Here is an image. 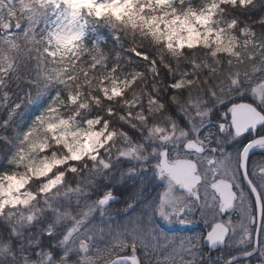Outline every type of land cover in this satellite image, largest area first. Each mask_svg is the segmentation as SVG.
Masks as SVG:
<instances>
[{
    "label": "clouds",
    "instance_id": "9594fccd",
    "mask_svg": "<svg viewBox=\"0 0 264 264\" xmlns=\"http://www.w3.org/2000/svg\"><path fill=\"white\" fill-rule=\"evenodd\" d=\"M261 4L264 0H199L195 4L193 0H135L134 4L114 10L123 11L119 19L92 16L91 22L105 29L111 40L89 41L63 22L53 27L55 22H49L48 17L55 7L37 0L15 3L0 0V84L3 85L0 90L13 88V92L4 91V95L12 96L15 88L24 83L37 95L47 92L45 102L22 127L12 125L8 119L5 131L0 132V142L7 150V156L0 157V183L7 184V177L26 178L20 185L21 192L32 194L27 203L6 204L7 217L19 221L27 215L31 220L32 209L40 211L36 204L44 198L42 191L46 185L59 177L54 187L61 191L71 176L99 172L103 165V177L116 176L119 184L124 176L149 173L161 182V197L178 209L197 205L199 194L217 202V186L222 182L227 184L235 198L232 212L241 216L243 234L250 239L257 226L264 227V163L250 159L249 145L264 150V135L257 137L253 132L250 141L232 150L231 137L223 145L219 143L223 126H216L218 135L211 125L212 114L218 107V89L243 94L244 84H248L251 95L258 86L247 71L236 68L237 63L243 66L247 62L259 83H264V53L257 59L259 50L254 45L258 38L264 47ZM209 9L212 17L209 25L203 27L197 23L201 35L194 39L199 42H191L182 20H192ZM228 9L258 10L259 15L255 19L250 17V22L245 21L241 27L238 18L224 15ZM41 20L49 26L37 31L36 25ZM103 43L108 44L106 50ZM121 49L148 60L149 75L134 70L125 83L119 77L113 78L115 65L105 71L104 62L109 54L114 52L116 57H121ZM181 64H188L189 68L168 87L175 90L180 84L189 99L199 94L194 114L191 105L185 108L187 127L167 111L162 99L148 91L149 79L154 80L153 91L163 84V76L158 74L160 67L171 77ZM225 65L232 67V71ZM117 79H120L118 85ZM113 87L119 88L118 94H112ZM21 106L17 102L13 109ZM132 132L136 133L135 137ZM78 133L97 135L89 138ZM190 145H198L200 151H189ZM77 150L82 155H74ZM165 159L170 166L177 160H187L192 179L166 174ZM131 206L129 201L126 207ZM4 214L0 210V216ZM81 244L84 251L89 250L83 240ZM45 252L52 256L49 250ZM67 255L62 253L52 264H61ZM79 259L78 256L66 264H77ZM233 259L234 256L228 257L224 264H231ZM32 264L38 262L33 260ZM104 264L112 261L106 260Z\"/></svg>",
    "mask_w": 264,
    "mask_h": 264
},
{
    "label": "rangeland",
    "instance_id": "374dc122",
    "mask_svg": "<svg viewBox=\"0 0 264 264\" xmlns=\"http://www.w3.org/2000/svg\"><path fill=\"white\" fill-rule=\"evenodd\" d=\"M15 2L16 0H13V3ZM37 2L55 7L56 10L50 16V22H55L52 23L53 27L63 22V24H68L73 32L85 36L87 24L84 19V12L96 17L112 15L119 19L123 15V11L116 12L114 10L121 9L124 5L134 4L135 0H37ZM198 2L199 0L193 1L194 4ZM211 19V9H209L207 13L195 15L192 20L186 18L182 20L183 29L191 42L198 43L199 40L194 38L201 35V33L197 31L196 24L198 23L200 26L207 27ZM69 21H71L70 24L68 23ZM48 26L49 24L45 28ZM16 31H19V29H16ZM254 45L259 50L257 55L258 59L259 54L264 53V47L260 46L259 39L254 40ZM237 66L243 69L242 71H247L252 78V82L258 85L252 89V94L249 95V85L245 84L247 87L244 92L245 95L254 103H256V100L264 101V83H259L257 76L249 70L247 62L245 65H241L242 67L239 63H237ZM113 78L116 79L117 77L113 75ZM243 79H247V77ZM124 82L127 83L125 80ZM116 83L118 85L120 79H117ZM2 86L3 85L0 84V89H3ZM4 91L8 92L7 89L0 90L1 102L8 106L7 100H9L10 97L4 95ZM105 91H107V89H105ZM111 91L114 95L118 94L119 88L113 87ZM46 99L47 92H42L37 95L36 92H29V90L25 88L18 102H30V106L32 107V105L39 103L43 104ZM218 102H221V100ZM16 103L17 102H13L12 106ZM258 105L264 109V103ZM194 109L192 110L193 114ZM15 111L16 110L13 109V112ZM184 120L187 122L186 119ZM227 121V118L224 116L221 118L219 116L214 119V122H218L219 125L223 126L222 137H224L225 140L229 139L228 132L226 133L224 130ZM212 126H217V124H212ZM217 134L219 135V131ZM77 135H84L91 138L92 135L97 134L78 133ZM68 147L69 151H72L71 145H68ZM73 154L82 155L79 150ZM148 174L147 172H141L138 175L124 176L123 183H144L150 179ZM6 179L8 181L7 184L0 183V210L4 211L6 204H24L32 199L31 193H22L20 189L23 179L26 178L7 177ZM59 181L60 178L58 177L57 180L46 185L42 192L54 189V186L58 184ZM106 202L107 200H102V205H98L97 203L88 205L85 210H81L83 212L78 213L79 216L77 218L72 220L71 227L66 229L65 235L62 236L63 240L60 246H62L63 253L67 252L68 255L61 264H66V261L75 260L78 256L80 259L77 261V264H103L104 261L109 260L112 256L123 253L126 254V252L129 254L136 252L144 264H197V257L202 255L198 243L201 239L202 232L171 231L172 229H170V226L173 225L174 221L164 218L170 204L166 197H161L160 199L150 198L139 206H133L130 209L118 211L106 205ZM30 215L32 220L34 215L32 212ZM23 220H26L27 224L31 222L27 215L22 221ZM232 223V233L229 239L230 244L235 245L233 242L237 241L240 234L241 236L243 234L238 231L240 220L238 219L236 222L233 221ZM81 240L88 246V251H84ZM258 255L264 260V240L260 245ZM33 260H36L38 264H52L53 261L51 256L46 255L44 252L37 251L34 256L28 255L22 262L23 264H32Z\"/></svg>",
    "mask_w": 264,
    "mask_h": 264
},
{
    "label": "trees",
    "instance_id": "16d2710c",
    "mask_svg": "<svg viewBox=\"0 0 264 264\" xmlns=\"http://www.w3.org/2000/svg\"><path fill=\"white\" fill-rule=\"evenodd\" d=\"M260 7L264 8V4H261ZM224 15L229 19L233 17L238 18L239 25L242 27L243 23L249 21L250 17L255 19L259 15V11L251 9H228ZM91 17L92 15H84V19L88 21L86 23L87 32L85 36L89 38V41H99L102 38L111 40V36L105 29L99 28L98 24L94 25L91 22ZM99 17H112V15ZM48 20L50 22V17H48ZM47 24L48 23H45L44 20H41V22L36 25V30L38 31L41 27H46ZM257 33L259 36V29ZM237 34L239 35L240 33L237 32ZM102 47L106 50L108 44L103 43ZM140 51H147V49H140ZM121 52L123 56H127L128 59H124L123 56L116 57L114 52L109 54L108 60L104 62L106 64L105 71L111 69L113 65H115L116 71L113 75L126 80V82L127 78L134 75V70H142L146 77L149 75L148 60L134 56L132 52H124L123 49H121ZM103 54L104 53H102V55ZM149 55H151V53H149ZM165 59H167V57H165ZM235 66L241 69L237 64ZM225 67H228V71H232V67L227 65H225ZM187 68H189L188 64H181L180 70L170 77L168 72L160 67L158 69V74L163 76V84L157 85V91L152 90L154 80L149 79L148 81V91L152 92V95L157 96V99H162L167 105V111L185 127L188 126V122L184 120L187 115L185 108H189V105H191L190 110H193L199 103V94H193L189 99L186 90L183 89L180 84L176 85L175 90L172 87H168V85L170 82L180 80L182 71ZM121 73L124 74L123 77H121ZM218 79L219 77H217V80ZM209 83H212V81L210 80ZM25 88L29 90L27 84L21 83L19 88H15L14 94L9 96L10 99L7 100L8 106L6 110L0 112V132L6 129L5 120L10 119L11 124L14 125V120L17 119L18 124L16 127L20 128L37 112V104L31 107L30 102H21L22 106L20 109L15 112L9 111V109H13L12 103L20 100ZM7 90L8 92H13V88H8ZM31 92L35 93L36 91L33 89ZM217 92L219 99L220 97L226 99L232 98L228 89H218ZM170 97H172V99H170ZM26 115L28 118H26ZM121 127H125V130L131 131L127 129L126 126L121 125ZM132 135L135 137L136 133L132 132ZM6 156L7 150L5 149V145L3 142H0V157ZM136 186L137 185L133 182L119 185L116 176L105 179L103 177V165H101L99 172L87 176H71L68 184L61 191H57L54 188L50 191L42 192L44 198L36 204V207H38L40 211L37 212L35 209H32L31 212L34 216L29 224L26 223V220L22 221L21 219L17 221L15 217H7L6 209H4L5 214L0 216V264H23L22 260L28 255L34 256L37 251L46 253L45 250H49L52 253L51 257L54 260L63 253L62 246H60L63 240L62 236L65 235L66 229L71 227L72 220L79 216L78 213L83 212L81 210H85L88 205L93 203L102 205L101 199L109 193V191H107L109 188L113 189L110 193L117 195V198L119 197L115 203L120 205V202L125 200V195L133 192Z\"/></svg>",
    "mask_w": 264,
    "mask_h": 264
},
{
    "label": "bare ground",
    "instance_id": "6f19581e",
    "mask_svg": "<svg viewBox=\"0 0 264 264\" xmlns=\"http://www.w3.org/2000/svg\"><path fill=\"white\" fill-rule=\"evenodd\" d=\"M244 89H245V91L247 89L245 84H244ZM229 93H230V95H232V98H230V99L220 97L219 100H221V102H218V107L216 108V110L212 114V121H213L212 124L218 125V122H214V119L216 117H219V116H220V118L222 116H224L226 111H228V107H229L232 99L236 95L241 94V93H237V92H232L230 90H229ZM41 105H42L41 103L37 104L36 105V106H38L37 109H39L41 107ZM6 107H7V105L0 102V112L5 111ZM260 117H261V119H259V117L257 115H254V118L252 119V121H250L249 124L244 126L243 129H245V130H242V131H236L233 127L226 124V128H224V130L226 133L228 132V137L229 138L231 137L232 140L234 141L230 145V148L232 150L239 148L240 146L244 145L246 142H248L252 139V137H251V138H246L245 140H242V138L240 136H242L245 133L253 134V132H255L257 137L264 135V123H263V119H262L263 117L262 116H260ZM26 118H28L27 115H26ZM244 121H248V120L246 118H244ZM17 124H18L17 119H15L14 120V126H17ZM244 124H246V123L244 122ZM211 128L216 132L219 131V130H217L216 126H212ZM214 139H215V137H214ZM224 140L221 136L219 143L221 145H223L225 143ZM250 148H252V152L255 149H257V148H254L252 145L250 146ZM257 150H260V149H257ZM260 151L264 153V150H260ZM164 172L166 174H169L168 172L165 171V169H164ZM192 177H193V173L190 170L188 172V177L185 180H191ZM146 183H147V187H145V182L144 183L136 182L135 185H137V186L135 187L134 191L127 193L125 195V200H122L120 202L121 203L120 205L115 203L116 200L119 198V197L117 198V195H114L110 192L107 193L104 196L105 198H107L106 205H108V206L114 208L116 211H118V210H122V209H130L133 206H139L145 200H148L150 198H159L160 199L161 198V192H162L161 182L150 177V179L147 180ZM228 188H229V186L223 182L217 186V193L219 196V200L217 202H213L211 199L206 198L205 195L199 194L197 197L199 203L197 205H193V206H189V207H183V208L178 209L174 205L169 204L167 213L164 216L167 217V219L174 221L172 226L169 225L170 229H172L171 231L179 232L181 229L180 228L181 225H178L179 223L177 224V222L188 223L189 221H195V219H197V218L199 219L200 223L205 222L208 225L211 224V226L205 231L203 237H201V239L198 242L200 245L199 248L201 250L202 255L200 257L199 256L197 257V264H224L225 260L228 257H233V256L237 255V252L242 253V252L250 251L254 247L255 236H256L257 237V250H256V252L252 253L250 255H247L245 257H241V258L236 257L231 261V264H242V261L248 260L250 257H251V259L257 258V259H259L261 264H264V260H262L258 255L259 251H260V245H261L262 241L264 240L263 239L264 238V227L257 226L254 229V233L250 239L247 238L243 234V228L241 227V216L233 213L232 210H229L232 207L235 198L233 197L231 190L228 191ZM114 197H115V199H114ZM220 197L222 198V200L220 199ZM129 201H132L133 206L126 207L129 204ZM238 219L240 220L238 231H240L243 234L242 236L240 234L238 239H239V241L243 240L244 243H238V239H237V241L233 242L235 245H232V244H230V239H229L231 236V233H232L231 226L233 224L232 222L233 221L236 222ZM192 223L194 226H196L194 222H192ZM215 224H220V225L225 226L226 232H228V233L223 238V240L217 244L216 247H213V245L209 246V245L205 244L203 239H204L205 235L209 232V230L212 229V227ZM197 231H201L200 228H197ZM224 243H226L225 244L226 246L224 248L218 249ZM231 245L234 246L235 249H237V252H235V249ZM237 245H238V247H237ZM244 246H246L248 248L240 249L241 247H244ZM116 256H120V254L112 256L109 260H111L112 258H114ZM209 256H213V257H209ZM140 262H141V264H144V262H142V260ZM138 263H139V261H138ZM254 264H260V263L255 262Z\"/></svg>",
    "mask_w": 264,
    "mask_h": 264
},
{
    "label": "water",
    "instance_id": "95a60500",
    "mask_svg": "<svg viewBox=\"0 0 264 264\" xmlns=\"http://www.w3.org/2000/svg\"><path fill=\"white\" fill-rule=\"evenodd\" d=\"M254 110L255 108L252 105L245 103V102L234 104L231 109L232 127L236 131L245 130L243 129V127L249 124L250 121H252V119L254 118V115H257ZM242 111L244 112V114L240 115ZM244 118H246L248 121H244ZM259 119H261V117H259ZM244 122L246 124H244ZM250 146L251 145H249V147ZM189 150L199 151L200 148L197 145H190ZM164 169L166 172H168L171 175L180 176V177H183L184 179H187L188 172L191 170V166L187 160H183V159L177 160L174 166H170L167 162V159H165ZM103 200H107V198H104ZM227 233L228 232H226L225 226L220 225V224H215L212 227V229L209 230V232L205 235L203 239L204 243L209 246L213 245V247H216L217 244L221 242L223 238L227 235ZM256 250H257V237L255 236L254 247L248 252L237 253V255H235L234 258L245 257L247 255L255 253ZM111 261H112V264H116V263L138 264L137 259L133 256L120 255V256H116L112 258Z\"/></svg>",
    "mask_w": 264,
    "mask_h": 264
},
{
    "label": "flooded vegetation",
    "instance_id": "af4514ba",
    "mask_svg": "<svg viewBox=\"0 0 264 264\" xmlns=\"http://www.w3.org/2000/svg\"><path fill=\"white\" fill-rule=\"evenodd\" d=\"M238 102H248V103L254 105V107L260 112V116L263 117L262 119H263V123H264V109H262L258 104L254 103L251 99L246 98V97H240L238 100L235 99V102H231V103H230V105H229V107H228V111H226V113L224 114V116H225V117L227 118V120H228V121H227V124H228V125L231 126L230 118H229V116H228V114H229V112H230L229 108H231V105H232V104H234V103H238ZM243 114H244V112L242 111V112L240 113V115H243ZM256 114H257V116H259V113L256 112ZM240 137L242 138V140H245L246 138H251V137H252V134H250V133H245V134H243V135L240 136ZM222 138H223V140H224V137H222ZM226 141H228V140H226ZM226 141L224 140V142H226ZM250 159L256 160L257 162H260V163H264V153L261 152L260 150L255 149V150L252 152V155H251ZM228 191H230V188H228ZM220 199L222 200L221 197H220ZM229 210H232V207H231ZM229 210H228V211H229ZM228 211H227V212H228ZM224 214H225V213H224ZM187 221H188V220H187ZM192 222H194L196 226H194ZM178 223H179V224H178ZM177 224H178V225H181V227H180L181 229H180L179 232H194V231H197V228H200V230L202 231V235H201V237H203L205 231L211 226V224L208 225V224L205 223V222H201V223H200V221H199L198 218L195 219V221H189L188 223H180V222H177ZM238 241H239V239H238ZM243 243H244V242H243ZM225 244H226V243H224V244H223L222 246H220L218 249L224 248V247L226 246ZM231 246H232V245H231ZM232 247L234 248V246H232ZM246 248H248V247L244 246V247H241L240 249H246ZM234 249H235V248H234ZM235 252H237V249H235ZM124 254H125V253H124ZM126 254L129 255L128 252H126ZM131 255L136 256V257L138 258V260H139V263L141 264V262H140V261H141L140 256H139L136 252H134V253L131 254ZM209 257H213V256H209ZM255 262H259V263L261 264V262L259 261V259H257V258L251 259V257H250L248 260H244V261H242V264H254Z\"/></svg>",
    "mask_w": 264,
    "mask_h": 264
}]
</instances>
